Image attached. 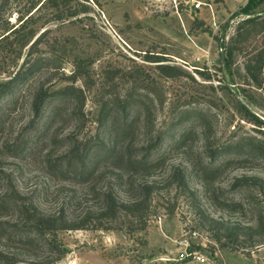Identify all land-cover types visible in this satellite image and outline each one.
<instances>
[{"label": "rangeland", "instance_id": "374dc122", "mask_svg": "<svg viewBox=\"0 0 264 264\" xmlns=\"http://www.w3.org/2000/svg\"><path fill=\"white\" fill-rule=\"evenodd\" d=\"M35 1L0 0V35L29 17ZM197 1L203 3L200 11L193 13L182 2L176 14L164 0H62L59 17L64 19L57 21L55 6L46 5L22 33L0 41L5 92L37 38L34 58L40 59L34 77L0 98V193L8 188L33 199L41 214L72 228L44 238L55 243L53 251L45 242L0 240V249L18 264H196L179 260L185 241L212 264H264V196L259 190L264 160L257 154L246 157L233 145L242 137L264 141V92L244 72V54L238 52L230 68L219 59V54L225 57L223 38L228 43L238 23L248 18L243 12L248 0ZM83 4L89 12L70 17ZM261 11L264 3L249 13ZM32 32L35 36L24 44ZM262 37L249 41L248 53L264 48ZM160 64L175 67L178 75L162 76L156 68ZM67 85L84 91L86 124L81 128L66 120L73 105L64 102L57 118L59 138L94 131L99 102L128 97L132 108L118 143L154 159L149 170L134 177L136 184L154 185L144 231L132 234L115 224H109L112 230L95 229L102 206L98 193L113 183L112 167L128 169L124 162L102 160L89 182L47 171L46 156L62 150L53 146L50 132L31 125L30 103L38 89L51 93ZM55 105L48 101L46 109ZM124 119L116 112L112 129L122 130ZM175 173H183L187 191L170 180ZM242 177L245 182L237 187ZM116 191L124 201L138 196L131 187ZM16 217L9 212L0 221L13 223Z\"/></svg>", "mask_w": 264, "mask_h": 264}, {"label": "trees", "instance_id": "16d2710c", "mask_svg": "<svg viewBox=\"0 0 264 264\" xmlns=\"http://www.w3.org/2000/svg\"><path fill=\"white\" fill-rule=\"evenodd\" d=\"M61 1L36 0L28 12L31 15L25 20L20 19V25L18 27L7 28L0 35V41L7 40L14 34L22 33L28 21L33 19L35 13L40 12L46 5L55 6L54 14L57 21L64 19L59 17L62 16L64 12L62 8L65 6ZM82 1L88 2V0ZM263 3L264 0H248L246 7L243 9L244 14L248 18L238 23L235 34L229 39L228 43L225 42V37L223 38L221 46L224 49L225 55L223 67L230 68L233 66L235 57L239 54L238 52L244 54L245 60L242 65L244 72L249 80L264 92V48L259 51L255 49L253 52H247L249 41L258 36L261 37L264 34V11L253 14L249 13L256 6ZM88 6L87 4L81 5L82 11L74 12L70 17L88 13L90 10ZM34 36L35 33L32 32L24 44H27ZM38 39L28 47V52L25 54L21 66L14 76L7 81L6 84L12 85L13 87L5 92L4 85L2 83L0 84V98L6 93H13V90H16L40 71L38 65L40 59L34 58V53L36 52L34 49ZM262 39L264 44V37ZM17 58L21 59V53L17 55ZM156 59L154 57H147L149 62L159 63L160 61H154ZM156 68L166 78H172L178 75L179 72L178 69L167 64L156 65ZM72 74L75 75L74 79L79 76L75 71ZM201 75L205 79L208 78L204 74ZM48 101L56 103L49 110L46 109ZM68 101L71 102L73 107L65 114L67 117L66 120L76 121L78 125L80 124L81 128L85 127L86 118L82 110L85 104V96L82 87L67 85L51 93H46L38 89L30 103L32 114L31 125L36 126L40 132L43 130L47 134L50 132L51 143L53 146H58L62 150L54 157L46 156L45 164L47 171L52 174H59L63 179H84L85 182H89L96 174H99V164L102 160L117 158L120 162H124L128 169L123 170L118 165L112 167V170H116V174L112 179L113 183L104 190H101V193H98V198L101 200L102 206L98 210V216H96L95 229L104 231L112 230L108 226L109 224H115L120 225L121 228L126 229L132 234L144 231L146 229V219L151 215L148 211V204L154 185L147 181L136 184L134 177L140 170H149V166L153 163L154 159H150L148 155L140 157L130 153L129 146L119 145L118 143L120 134L122 135L127 130V116L132 108L128 97H123L119 101L109 99L104 102H99L100 107L94 121V131L86 129L78 138L74 137L75 135L73 133L59 138L56 128L61 123H58L57 118L61 105L64 102L68 103ZM116 112L125 117L124 127L120 131L114 128L112 129L111 125L113 115ZM253 122L261 125V122L255 118ZM105 132L108 133L106 140L104 137ZM252 140L256 141L255 148L251 145ZM233 145L239 152H245L246 157L251 154H257L264 160L263 140L254 137H242L233 143ZM222 152H224V149ZM172 178L178 188L188 190L183 173H175L170 177L171 181ZM245 179L243 177L238 178L236 180V186H241L242 182H245ZM123 186L133 188L138 192V196L127 201L121 200L117 196L118 192L116 190ZM245 186L249 189L251 188L250 185ZM259 190H261L264 196V183L259 187ZM32 202L33 199L31 201V199L27 200L23 196L14 195L8 188L4 193H0V216H6L9 212L15 213L17 216L13 223L0 221V240L3 239L6 244L9 242H17L20 245H28L32 242L47 243V246L53 251L52 247H54L55 243L52 241H44V238L55 231L71 230L72 228L65 227L63 225L64 220H56L44 216ZM104 221H107V224ZM259 224L260 220L258 226ZM80 229H83V227H80ZM239 250L243 249L241 248ZM189 251H192V248ZM0 264H18V261L15 260L14 256L7 255L0 249Z\"/></svg>", "mask_w": 264, "mask_h": 264}, {"label": "built area", "instance_id": "2783aa9c", "mask_svg": "<svg viewBox=\"0 0 264 264\" xmlns=\"http://www.w3.org/2000/svg\"><path fill=\"white\" fill-rule=\"evenodd\" d=\"M167 1L172 9L174 10V12L176 14L179 13V10H181V6H182V2L183 4H185V6H189L190 7V11H192L193 13H196L198 11L201 10V7L203 6V3L197 1V0H164ZM211 9V7H209ZM191 249V245L190 242L185 241L183 244V247L179 253V260L183 261V260H188L190 262L196 263V264H212L208 258L204 257L203 255H201L200 253L196 252V251H189Z\"/></svg>", "mask_w": 264, "mask_h": 264}, {"label": "water", "instance_id": "95a60500", "mask_svg": "<svg viewBox=\"0 0 264 264\" xmlns=\"http://www.w3.org/2000/svg\"><path fill=\"white\" fill-rule=\"evenodd\" d=\"M222 35H223V34H222ZM219 59H220L221 63L223 64L224 59H223V56H222L221 54H219Z\"/></svg>", "mask_w": 264, "mask_h": 264}]
</instances>
